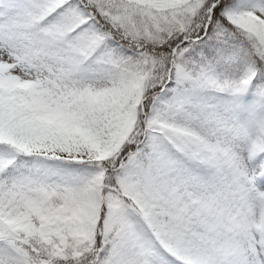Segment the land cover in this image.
Segmentation results:
<instances>
[{
    "label": "snow or ice",
    "instance_id": "6c2138e0",
    "mask_svg": "<svg viewBox=\"0 0 264 264\" xmlns=\"http://www.w3.org/2000/svg\"><path fill=\"white\" fill-rule=\"evenodd\" d=\"M0 264H264V0H0Z\"/></svg>",
    "mask_w": 264,
    "mask_h": 264
}]
</instances>
